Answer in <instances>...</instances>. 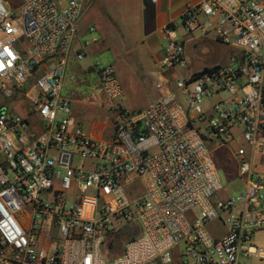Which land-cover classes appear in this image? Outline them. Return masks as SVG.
I'll list each match as a JSON object with an SVG mask.
<instances>
[{
  "label": "built area",
  "instance_id": "2783aa9c",
  "mask_svg": "<svg viewBox=\"0 0 264 264\" xmlns=\"http://www.w3.org/2000/svg\"><path fill=\"white\" fill-rule=\"evenodd\" d=\"M83 7L0 0V264H264V0L187 4L162 30L157 97L140 111L119 104L112 66L92 65L109 140L63 94ZM179 24L212 33L228 61L187 70ZM223 149L243 190L219 200Z\"/></svg>",
  "mask_w": 264,
  "mask_h": 264
},
{
  "label": "rangeland",
  "instance_id": "374dc122",
  "mask_svg": "<svg viewBox=\"0 0 264 264\" xmlns=\"http://www.w3.org/2000/svg\"><path fill=\"white\" fill-rule=\"evenodd\" d=\"M88 4H91L89 10L87 9L88 11L78 25L79 42L90 44L93 38L104 39L107 48L94 54L92 65L98 64L100 68L112 66L124 92L120 100H127L129 105L134 107L144 106L149 99V93L147 90L141 93L142 78L137 68H141L139 63L143 54L141 42L137 37L138 33L135 31L140 0H86L83 10ZM90 26L94 27V32L88 31ZM180 27L179 24L175 32L177 38L184 40L185 43L187 70L198 71L215 65H223L228 61L230 49L216 41L212 33L206 36L199 32L185 34ZM99 30H102L103 35L98 33ZM159 39L161 45L164 46L162 36ZM184 73L185 71H182L180 74ZM74 76L75 81L68 80L63 94L68 92L74 99L80 101V105L76 106L77 114L74 115L76 122L82 125L84 121L94 124L106 120L104 111L97 107L98 102L101 103L105 99L97 91L95 74L92 72L79 73ZM26 89H28L27 85ZM5 103L10 104L9 101H5ZM17 109L20 113L22 112L20 105ZM226 155L229 157L230 163H227ZM228 155V150L224 149L216 153V161L222 166L219 172L222 188L221 194L218 195L219 200L235 197L243 190L241 180L235 177L234 162ZM254 163L258 171L264 172V153L257 154ZM225 171L227 174H234V178H229ZM223 229L218 224L210 226V230L215 234L222 232ZM255 242L264 246V232L256 234ZM119 252L120 249L112 248V254Z\"/></svg>",
  "mask_w": 264,
  "mask_h": 264
},
{
  "label": "crops",
  "instance_id": "0c3cea01",
  "mask_svg": "<svg viewBox=\"0 0 264 264\" xmlns=\"http://www.w3.org/2000/svg\"><path fill=\"white\" fill-rule=\"evenodd\" d=\"M199 1L200 0H140L139 16L135 24L137 26V29L135 31L138 33V40L141 42V51L143 57L139 63L141 68L137 69L140 72V76L142 78L141 93H143L144 90H147V92L149 93V99L147 100V103L141 107L131 106L129 105V102L127 100L119 99V104L122 107L126 108L129 111H140L157 97V93L156 91H154L156 89L154 88L157 81L160 79L158 61L162 56L163 45H161V41L159 39L162 36V30L166 24L177 23L179 21V13L187 4H194L198 3ZM84 4H86V0H84ZM90 5L91 4H88L87 7L82 11L79 23L81 19H83L86 12L89 10ZM98 33L100 35H103L102 30H99ZM83 44L84 43L79 42V35L77 32V38L73 44V52L71 53L66 69V77L63 90L68 80L70 82H74L70 80L71 75H79V73L86 74L90 72L94 73L92 69V57L97 52L107 48V44L105 43L104 39L93 38L92 43H85L86 48L84 50V56L81 60L78 61L75 57V53ZM123 93L124 92L122 91V96ZM64 95H67L72 100V118L76 122V120L74 119V115L77 114L76 106L80 105V101L74 99L71 95L68 94V92ZM110 106V102L106 99L101 103L100 101L98 102L97 107L99 108V110L104 111L106 115V120H102L103 122L91 124L84 121L82 125L79 123L89 136L103 140L110 139L113 134V113L110 109Z\"/></svg>",
  "mask_w": 264,
  "mask_h": 264
}]
</instances>
